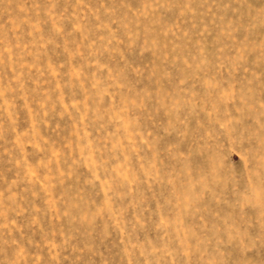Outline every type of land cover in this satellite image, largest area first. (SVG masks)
<instances>
[{
    "label": "rangeland",
    "instance_id": "rangeland-1",
    "mask_svg": "<svg viewBox=\"0 0 264 264\" xmlns=\"http://www.w3.org/2000/svg\"><path fill=\"white\" fill-rule=\"evenodd\" d=\"M0 264H264V0H0Z\"/></svg>",
    "mask_w": 264,
    "mask_h": 264
}]
</instances>
